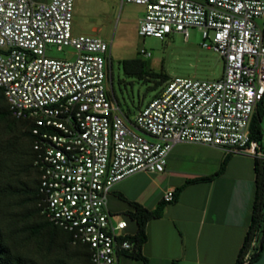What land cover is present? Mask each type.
<instances>
[{"label":"built area","instance_id":"1","mask_svg":"<svg viewBox=\"0 0 264 264\" xmlns=\"http://www.w3.org/2000/svg\"><path fill=\"white\" fill-rule=\"evenodd\" d=\"M122 2L146 8L142 37L187 40L198 29L202 47L224 60L223 76L171 79L131 117L109 89V43L74 33L75 0H0V89L11 116L30 127L40 213L73 246L90 247L89 264H118L133 251L129 221L114 220L109 197L137 173H164L178 143L264 159L250 133L264 100V0ZM53 47L74 53L53 58Z\"/></svg>","mask_w":264,"mask_h":264},{"label":"crops","instance_id":"2","mask_svg":"<svg viewBox=\"0 0 264 264\" xmlns=\"http://www.w3.org/2000/svg\"><path fill=\"white\" fill-rule=\"evenodd\" d=\"M256 160L208 145L178 143L164 173L141 172L116 184L108 201L115 221L133 211V203L149 210L165 204L163 215L147 224L142 253L148 263L122 253L118 264H236L253 217ZM171 190L175 199L166 202ZM132 225L137 223L129 222L130 235L137 232ZM253 264H264V249Z\"/></svg>","mask_w":264,"mask_h":264},{"label":"rangeland","instance_id":"3","mask_svg":"<svg viewBox=\"0 0 264 264\" xmlns=\"http://www.w3.org/2000/svg\"><path fill=\"white\" fill-rule=\"evenodd\" d=\"M145 16L144 6L121 0H75V34L97 36L109 43L113 75L109 89L131 117L162 92L169 78L213 81L224 74V60L215 51L202 47L204 40L198 29L191 28L187 40L181 34H172L164 40L142 37L139 30ZM142 50L151 57L141 55ZM72 53L73 50L59 51L56 47L50 51L57 59H66ZM127 63L129 71L126 72ZM23 132L24 127L9 116L0 118V161H5L0 168V186L4 188L10 183L15 189L20 181L35 178L34 174L27 175L21 170L29 167L32 155L31 143L24 138ZM2 197L0 226L8 242L15 240L21 253L42 263L69 257L67 252L57 249L50 253L42 251L43 237H33L25 231L33 219L25 218L27 208L20 205L21 198L16 195ZM132 226V230L137 231V226Z\"/></svg>","mask_w":264,"mask_h":264},{"label":"trees","instance_id":"4","mask_svg":"<svg viewBox=\"0 0 264 264\" xmlns=\"http://www.w3.org/2000/svg\"><path fill=\"white\" fill-rule=\"evenodd\" d=\"M128 63L125 64L126 72ZM171 80L170 78L167 82ZM9 116L14 122L24 127L22 135L28 139L31 143V160L29 167L22 168L21 170L27 174H34L33 180L20 181L16 188L13 189V185L9 183V189L0 186V203L2 196L16 195L21 198L20 205L27 208L25 218L33 219V223L27 227L25 231L29 232L31 236H41L45 240L42 244V251L48 253L53 250H61L67 252L69 257L59 258L53 262H38L34 259L21 253L17 247L16 242H8L5 239L4 233L0 226V264H89L91 259V251L88 245L80 244L73 246L71 244V235L64 230L58 228L54 224L47 221L40 213L38 207L39 204V178L38 173L34 167V151L32 145V136L30 133V127L27 123L14 119L9 111L7 100L4 91L0 89V118ZM251 138L257 141L264 150V100L258 105L256 112L253 116L250 125ZM5 165V161H0V168ZM226 161H224L220 172L225 169ZM256 173H257V191L253 209L252 222L245 237L243 246L238 255L236 264H246V257L251 254V258L248 264H253L260 259L255 258L259 251L258 242L262 235H264V159L257 158L256 160ZM134 210L129 212L126 217L129 222L134 221L137 223V232L134 235H130L128 239L135 244V248L131 252L125 254L130 255L135 259L143 260L148 263V259L142 253V247L147 242V224L153 218H160L163 215L165 204H162L156 210H149L140 204L133 203ZM73 261V262H72Z\"/></svg>","mask_w":264,"mask_h":264},{"label":"water","instance_id":"5","mask_svg":"<svg viewBox=\"0 0 264 264\" xmlns=\"http://www.w3.org/2000/svg\"><path fill=\"white\" fill-rule=\"evenodd\" d=\"M263 249H264V235L260 239L259 251H258L257 255L255 256V258H258L260 256V254L263 252Z\"/></svg>","mask_w":264,"mask_h":264}]
</instances>
